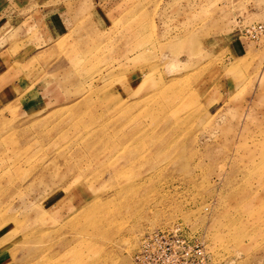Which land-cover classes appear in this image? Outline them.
<instances>
[{
  "label": "rangeland",
  "instance_id": "1",
  "mask_svg": "<svg viewBox=\"0 0 264 264\" xmlns=\"http://www.w3.org/2000/svg\"><path fill=\"white\" fill-rule=\"evenodd\" d=\"M263 6L0 0V75L38 96L0 98V264H133L172 227L264 264Z\"/></svg>",
  "mask_w": 264,
  "mask_h": 264
},
{
  "label": "built area",
  "instance_id": "2",
  "mask_svg": "<svg viewBox=\"0 0 264 264\" xmlns=\"http://www.w3.org/2000/svg\"><path fill=\"white\" fill-rule=\"evenodd\" d=\"M241 33L251 40L264 36V24L246 27ZM133 264H213L205 243L180 227L145 234Z\"/></svg>",
  "mask_w": 264,
  "mask_h": 264
},
{
  "label": "crops",
  "instance_id": "3",
  "mask_svg": "<svg viewBox=\"0 0 264 264\" xmlns=\"http://www.w3.org/2000/svg\"><path fill=\"white\" fill-rule=\"evenodd\" d=\"M256 10H260L262 12H264V6L263 7H258V8H255ZM45 18V17H44ZM44 21V20H43ZM46 24H48V28H47V33L46 35L47 36V40L48 42L50 41H55L54 38H58L60 36H63L65 35L66 33V28L64 26V22L63 20H56V23L54 22H51L50 25H49V22L47 20V17H46ZM50 40V41H49ZM28 56V55H27ZM11 70V69H10ZM10 70H6L4 72H2V74L0 75V77H2L1 79V82H0V98H3V99H7V97H11L12 95H14V99H18L21 104L23 103V105L25 107H27L28 109H26V111L28 112H31L34 108V104H33V101H37L38 100V96H31L30 98L32 99H28L25 94L26 92L28 91V85L27 84H23V79L25 78L26 76V73L21 75V73L19 74V76H17V72L16 74V78L14 77L12 79V82L8 81L7 78L6 80H3L5 77V75H7ZM20 90L21 92H23V94H18V98H16L17 95H15L17 93V91Z\"/></svg>",
  "mask_w": 264,
  "mask_h": 264
},
{
  "label": "bare ground",
  "instance_id": "4",
  "mask_svg": "<svg viewBox=\"0 0 264 264\" xmlns=\"http://www.w3.org/2000/svg\"><path fill=\"white\" fill-rule=\"evenodd\" d=\"M136 189V188H135ZM121 193H123V192H121ZM120 193V194H121ZM130 195V194H129ZM117 196H119V195H117ZM99 203V202H98ZM97 203V204H98ZM112 228V227H111ZM106 229V228H105ZM115 229V228H114ZM112 236H113V234H112ZM122 240V239H121ZM102 241V240H101ZM116 246V245H115ZM117 247V246H116ZM122 250V249H121ZM101 264H109V262H108V260H106V262L105 261H102V263Z\"/></svg>",
  "mask_w": 264,
  "mask_h": 264
}]
</instances>
